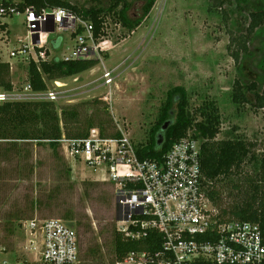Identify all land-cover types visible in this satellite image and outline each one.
Masks as SVG:
<instances>
[{"label": "rangeland", "instance_id": "1", "mask_svg": "<svg viewBox=\"0 0 264 264\" xmlns=\"http://www.w3.org/2000/svg\"><path fill=\"white\" fill-rule=\"evenodd\" d=\"M69 1L83 9L99 6L106 10L111 5V0ZM126 1L131 4L129 14L139 19L145 0ZM262 7L264 0H225L224 4L221 0H156L131 31L107 17L109 41L104 46L108 49L101 57L107 67L115 68L113 94H106L103 65L98 61L78 81L63 79L67 85L55 102L59 112L65 106L105 96L100 104L81 107L84 128L93 120L106 133L115 134L118 118L129 123L134 142L145 144L170 90L182 86L191 110L206 100L219 107L223 129L217 140L243 137L256 144V154H262L264 109L254 104L253 92L244 104L234 102L233 94L236 81L255 82L260 92L264 88V25L250 35L248 51H241L239 60L232 55L242 47L250 13ZM23 20V15L8 19L9 32L0 33V61L13 63L12 81L20 92L29 81V65L9 57V50L18 46V37L26 36ZM62 34L67 38L65 51L69 48L70 52L74 43L67 31ZM58 153L48 142L20 141L14 147L0 140V260L36 259L38 251H30L23 224L32 218H55L77 229L81 264H118L113 250L119 226L115 186L102 181L100 172L68 159L62 145ZM215 188L224 208L253 196L257 202L264 198L259 165L249 160L237 174L217 180ZM66 214L73 218L67 219Z\"/></svg>", "mask_w": 264, "mask_h": 264}, {"label": "built area", "instance_id": "2", "mask_svg": "<svg viewBox=\"0 0 264 264\" xmlns=\"http://www.w3.org/2000/svg\"><path fill=\"white\" fill-rule=\"evenodd\" d=\"M22 15L26 36L17 38L18 46L9 50V57L27 65L35 62L39 69L42 62L56 57L63 61H101L103 86L107 87L106 94H113L115 68L107 67L101 57L109 41L105 23L104 33L96 37L93 22L69 9H39L28 5L27 0H0V23L7 24L1 32H9L8 19ZM65 31L74 43L70 52L69 48L65 51ZM58 38L62 43L54 49L53 42ZM8 62L13 69V63ZM43 78L47 83L44 91H35L29 81L22 92L0 88V104L56 102L67 83L52 80L51 87ZM72 78L78 81L79 75ZM115 124V134L95 127L84 137L63 134L59 142L68 159L100 172L102 181L115 186L120 233L133 241L141 240L150 230L161 233L160 250L132 251L118 264H264L260 223L231 216L210 196L217 180H209L203 173L202 146L208 139L196 127L175 142L162 159H142L129 123L115 118ZM23 230L30 251H38V257L6 258L0 264H81L80 235L74 226L62 219L32 218L23 224Z\"/></svg>", "mask_w": 264, "mask_h": 264}, {"label": "trees", "instance_id": "3", "mask_svg": "<svg viewBox=\"0 0 264 264\" xmlns=\"http://www.w3.org/2000/svg\"><path fill=\"white\" fill-rule=\"evenodd\" d=\"M96 1V0H95ZM156 0H145L142 8V15L139 19L129 14L131 4L126 0H111L108 9L93 6L83 9L69 0H27L28 5H35L37 8L62 7L82 16L86 20L93 22L95 36H101L106 18L111 16L125 28L134 30L143 19L150 13ZM225 0H221L224 4ZM250 22L247 34L244 36L242 47L233 52L236 60L240 59L241 51H248L247 42L250 35L257 28L264 25V7L250 13ZM7 24L0 23V32L6 30ZM62 39L58 38L53 42L54 49H59ZM240 49V50H239ZM98 64L96 60H74L63 61L54 58L48 62H42L39 66L35 62L29 65V82L35 91L47 89V80H62L72 76L80 75L92 69ZM264 87V80H263ZM0 88L11 91L14 88L12 81L11 65L7 61H0ZM255 94V105L264 109V88L260 92L258 84L253 82L249 85L236 81L234 86V102L249 103L248 94ZM105 96L95 98L90 102L79 105H69L62 108L61 113L57 104L52 101H11L0 104V140L7 141L11 146L17 147L20 141L38 143L48 142L55 155L59 156L58 150L61 146L59 139L65 134L67 137L87 136L95 126L93 120H87V128H84L81 120V107L88 104H100V99ZM108 101V100H107ZM108 103V102H107ZM197 116L201 119L197 120ZM172 120L173 123L164 133V140L158 144L157 136L162 125ZM222 118L219 107L214 101L206 100L198 108H189L187 91L182 86H177L170 90L166 104L161 108L159 118L155 126L151 129L148 142L138 143L140 158H159L169 151L172 145L184 137L191 127H196L197 132L207 138L202 146L201 164L204 175L209 180H219L229 178L241 170L247 160L259 165L261 180L264 182V148L262 154L254 151L255 143L246 141L243 137L235 136L223 140L216 137L221 132ZM106 133L102 127H99ZM69 168L67 173L70 174ZM211 198L221 206V194L217 189L210 190ZM231 216L242 220L260 223L264 237V198L257 202L256 197H251L248 201L224 209ZM67 219H72L73 215L66 214ZM162 236L156 230H150L147 236L141 240L133 241L127 239L122 233L116 231L114 234V255L115 261L121 262L132 251H158L161 249ZM95 253V252H94ZM83 264V262H82Z\"/></svg>", "mask_w": 264, "mask_h": 264}, {"label": "water", "instance_id": "4", "mask_svg": "<svg viewBox=\"0 0 264 264\" xmlns=\"http://www.w3.org/2000/svg\"><path fill=\"white\" fill-rule=\"evenodd\" d=\"M53 31V30H52ZM173 123L172 120H168L166 121L162 127H161V130L157 136V141H158V144L161 145L163 143V140H164V133L165 131L169 128V126Z\"/></svg>", "mask_w": 264, "mask_h": 264}, {"label": "crops", "instance_id": "5", "mask_svg": "<svg viewBox=\"0 0 264 264\" xmlns=\"http://www.w3.org/2000/svg\"><path fill=\"white\" fill-rule=\"evenodd\" d=\"M8 61H11V60L7 59V62H8Z\"/></svg>", "mask_w": 264, "mask_h": 264}]
</instances>
